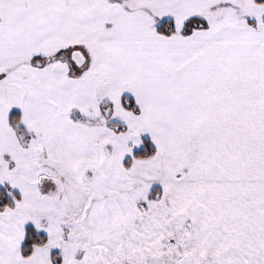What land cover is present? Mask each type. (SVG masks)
I'll use <instances>...</instances> for the list:
<instances>
[{
  "label": "snow or ice",
  "instance_id": "obj_1",
  "mask_svg": "<svg viewBox=\"0 0 264 264\" xmlns=\"http://www.w3.org/2000/svg\"><path fill=\"white\" fill-rule=\"evenodd\" d=\"M0 264H264V0H0Z\"/></svg>",
  "mask_w": 264,
  "mask_h": 264
}]
</instances>
